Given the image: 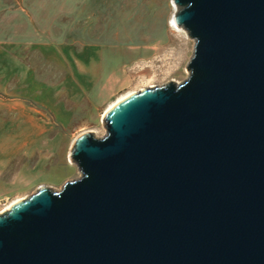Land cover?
I'll return each mask as SVG.
<instances>
[{
	"label": "water",
	"instance_id": "1",
	"mask_svg": "<svg viewBox=\"0 0 264 264\" xmlns=\"http://www.w3.org/2000/svg\"><path fill=\"white\" fill-rule=\"evenodd\" d=\"M188 78L81 134V176L0 212V264H264V0H172Z\"/></svg>",
	"mask_w": 264,
	"mask_h": 264
},
{
	"label": "rangeland",
	"instance_id": "2",
	"mask_svg": "<svg viewBox=\"0 0 264 264\" xmlns=\"http://www.w3.org/2000/svg\"><path fill=\"white\" fill-rule=\"evenodd\" d=\"M29 2L31 9L42 14L34 15L41 22L24 31L29 39L25 60L31 77L56 87L57 92L42 94L43 107L30 78L26 111L30 120L35 118L40 124H30L31 134H36L9 160V190L0 191V210L41 186L60 190L66 182L78 179L79 168L69 158L75 140L85 132L105 136L103 116L122 96L150 85L185 81L195 45L187 33L171 27L172 0ZM51 2L62 13L56 22L44 23L49 16L43 7ZM15 97L9 95V103ZM53 98L55 108L48 103Z\"/></svg>",
	"mask_w": 264,
	"mask_h": 264
},
{
	"label": "crops",
	"instance_id": "3",
	"mask_svg": "<svg viewBox=\"0 0 264 264\" xmlns=\"http://www.w3.org/2000/svg\"><path fill=\"white\" fill-rule=\"evenodd\" d=\"M15 2L19 6H15ZM29 3V0L28 2L0 0V191L2 192L9 190V160L23 150L31 141V137L36 134L33 132L31 134V125L40 124L35 118L30 120L28 107L24 101L31 91L30 78H33L32 87L37 94V102L43 107L46 104L42 94L51 91L50 94L56 95L57 92L56 87H48L35 80L34 75L31 77V69L25 60L24 47L29 45V39L24 35V31L41 22L34 15L42 14L36 12L34 7L31 9ZM51 3L43 7L45 16H49L48 19L42 20L44 23L56 22L55 17L62 13L56 2ZM39 5L41 3H38ZM45 28L48 29V27L42 29ZM9 32H15L16 35ZM9 95L16 96L12 99L15 100L12 103H9ZM48 103L55 108V98Z\"/></svg>",
	"mask_w": 264,
	"mask_h": 264
},
{
	"label": "bare ground",
	"instance_id": "4",
	"mask_svg": "<svg viewBox=\"0 0 264 264\" xmlns=\"http://www.w3.org/2000/svg\"><path fill=\"white\" fill-rule=\"evenodd\" d=\"M173 7H174V10H175V12H176V10H177L176 6L173 5ZM170 25H171L172 28H174L175 31L186 33V32L184 31V29L178 27V26L175 24V22H174V20H173V17H172V19H171ZM152 86H154V85H150V86H148L147 88L152 87ZM131 94H132V93L130 92V93H128V94L122 96L121 98H119L117 101H115L113 104H111V105L108 107V109L106 110V112H107L108 110H110L113 106H115L118 102H120V101L123 100L125 97H127V96H129V95H131ZM106 112H105V113H106ZM18 200H21V199H17V200H15V201H13V202H12L10 205H8L3 211L8 210V208H10V206H12V205H13L15 202H17ZM3 211H1V212H3Z\"/></svg>",
	"mask_w": 264,
	"mask_h": 264
},
{
	"label": "built area",
	"instance_id": "5",
	"mask_svg": "<svg viewBox=\"0 0 264 264\" xmlns=\"http://www.w3.org/2000/svg\"><path fill=\"white\" fill-rule=\"evenodd\" d=\"M6 207H7V206H6ZM6 207H5V208H6ZM5 208H3L2 210H0V212L3 211Z\"/></svg>",
	"mask_w": 264,
	"mask_h": 264
}]
</instances>
